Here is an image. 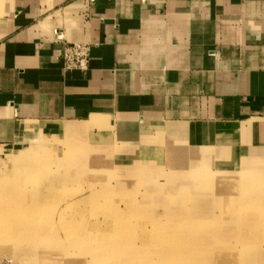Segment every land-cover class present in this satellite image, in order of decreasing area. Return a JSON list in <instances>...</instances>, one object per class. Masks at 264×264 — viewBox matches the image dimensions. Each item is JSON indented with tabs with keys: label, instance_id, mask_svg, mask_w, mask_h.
Listing matches in <instances>:
<instances>
[{
	"label": "crops",
	"instance_id": "1",
	"mask_svg": "<svg viewBox=\"0 0 264 264\" xmlns=\"http://www.w3.org/2000/svg\"><path fill=\"white\" fill-rule=\"evenodd\" d=\"M64 141L264 168V0H0V147Z\"/></svg>",
	"mask_w": 264,
	"mask_h": 264
},
{
	"label": "rangeland",
	"instance_id": "2",
	"mask_svg": "<svg viewBox=\"0 0 264 264\" xmlns=\"http://www.w3.org/2000/svg\"><path fill=\"white\" fill-rule=\"evenodd\" d=\"M63 144L0 147V264H264L257 162L227 169L178 147L115 161Z\"/></svg>",
	"mask_w": 264,
	"mask_h": 264
},
{
	"label": "built area",
	"instance_id": "3",
	"mask_svg": "<svg viewBox=\"0 0 264 264\" xmlns=\"http://www.w3.org/2000/svg\"><path fill=\"white\" fill-rule=\"evenodd\" d=\"M90 61V49L87 45H66L63 53V69L65 72L87 71Z\"/></svg>",
	"mask_w": 264,
	"mask_h": 264
},
{
	"label": "bare ground",
	"instance_id": "4",
	"mask_svg": "<svg viewBox=\"0 0 264 264\" xmlns=\"http://www.w3.org/2000/svg\"><path fill=\"white\" fill-rule=\"evenodd\" d=\"M24 156V155H23ZM203 156H205V157H207L206 156V153H202L201 152V155H200V158H204ZM240 178V177H239ZM233 182V181H232ZM246 183V182H245ZM258 190V189H257ZM198 191V190H197ZM192 198V197H191ZM194 203V202H193ZM191 205H192V203H191ZM195 205V204H194ZM193 206V205H192ZM173 207V206H172ZM197 207V206H196ZM177 208V207H176ZM58 210V209H57ZM61 211V210H60ZM51 213H52V211H51ZM201 213V212H200ZM211 213V212H210ZM209 213V214H210ZM43 214V213H42ZM55 214V213H54ZM218 215V214H217ZM207 216H208V214H207ZM213 216V215H212ZM57 217V216H56ZM243 218V217H242ZM40 219V218H39ZM49 219H50V217H49ZM56 219V218H55ZM59 219H60V217H59ZM58 219V220H59ZM191 219V218H190ZM211 220V219H210ZM221 220V219H220ZM25 221V220H24ZM58 222V221H57ZM170 222V221H169ZM168 222V223H169ZM66 223V222H65ZM190 223H191V221H190ZM203 223V222H202ZM201 223V224H202ZM242 223V222H241ZM44 224V223H43ZM198 224H199V222H198ZM207 225V224H206ZM239 225H241V224H239ZM248 225V224H247ZM171 226V225H170ZM185 226V225H184ZM194 226V225H193ZM248 226H250V225H248ZM47 227V226H46ZM51 227V226H50ZM169 227V226H168ZM189 227H191V226H189ZM188 227V228H189ZM254 227V226H253ZM59 228V227H58ZM198 228H200V226L198 227ZM206 228V227H205ZM213 228V227H212ZM204 229V228H203ZM57 230V229H56ZM233 230V229H232ZM242 230V229H241ZM249 230V229H248ZM258 231V230H257ZM65 232V231H64ZM51 233V232H50ZM9 234V233H8ZM67 234V233H66ZM232 234V233H231ZM240 234H242L241 232H240ZM11 235V234H10ZM56 235V234H55ZM226 235V234H225ZM229 236V235H228ZM233 236H234V234H233ZM236 236V235H235ZM65 237V236H64ZM249 238V237H248ZM99 239V238H98ZM243 239V238H242ZM45 240V239H44ZM89 240V239H88ZM105 240V239H104ZM110 240V239H109ZM58 241V240H57ZM122 241V240H121ZM62 242V241H61ZM89 242V241H88ZM92 246V245H91ZM49 247V246H48ZM96 247V246H95ZM249 247V246H248ZM92 248V247H91ZM220 248V247H219ZM260 248V247H259ZM231 250V249H230ZM236 251V250H235ZM237 251H238V249H237ZM247 251V250H246ZM254 251V250H253ZM259 252V251H258ZM228 254V253H227ZM111 256V255H110ZM217 256V255H216ZM245 256H247V255H245ZM252 256V255H251ZM97 257V256H96ZM107 257V256H106ZM110 258V257H109ZM90 259V258H89ZM98 259V258H97ZM238 261H240V260H238ZM245 261V260H244ZM53 262V261H52ZM68 262V261H67ZM84 263H86V262H77V263H72V264H84ZM96 264H99V262H95ZM94 263V264H95ZM87 264V263H86ZM89 264V263H88ZM91 264V263H90ZM141 264V263H140ZM148 264V263H147ZM152 264V263H151ZM157 264V263H156Z\"/></svg>",
	"mask_w": 264,
	"mask_h": 264
}]
</instances>
